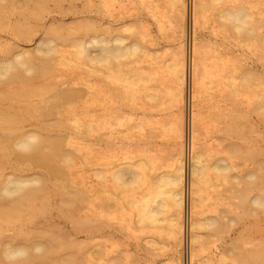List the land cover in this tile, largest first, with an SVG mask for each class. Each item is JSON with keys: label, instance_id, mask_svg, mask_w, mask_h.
Returning <instances> with one entry per match:
<instances>
[{"label": "rangeland", "instance_id": "rangeland-1", "mask_svg": "<svg viewBox=\"0 0 264 264\" xmlns=\"http://www.w3.org/2000/svg\"><path fill=\"white\" fill-rule=\"evenodd\" d=\"M13 1L16 4L12 7L0 1L6 24L0 29V51L12 54L33 50L47 30L62 28V34L67 35L85 23L94 25L92 29L97 32L109 31L112 35L120 32L136 38L146 35V45L156 50L157 57L151 67L157 69L159 75L150 86L158 92V98L156 101L132 98L120 82L106 77L107 72L92 70L83 64H59L56 60L52 76L55 85L43 78H33L29 83L0 84V110L22 115L21 129L28 132L45 125L39 118L24 112L25 101L51 98L56 89L71 87L82 92L84 99L63 111L64 124L52 126L51 130L55 136L70 141L64 146V153L72 156L68 162V178L79 189L90 191L93 184L100 191L93 176L95 167L106 162L137 160L143 152L152 155L160 169H166L176 151V139L170 130L174 110L168 93L170 79L168 73L163 72L176 51L177 42L170 0H153L157 6L156 17L141 0H109L107 8H103V0H59L58 4L52 0L40 4L38 0H27L28 11L23 14L25 26L30 31L25 33L16 32V25L24 22L21 8L25 0ZM192 1L187 0L185 25L189 74L193 44ZM236 2L252 9V16L258 23L257 33L264 34V0H228L226 5ZM217 11L208 10L199 18L196 42L208 63L216 62L218 66L213 70V83L207 81L199 104L198 139L200 147L210 153V159L227 156L228 149L234 147L236 152L228 156L236 165L233 175L239 180L229 186L209 174V181L202 186L200 211L204 216H218L223 226L216 232L200 230L202 238L196 264H264V207L257 208L250 203L252 196L264 195V109H260L264 102L259 103L264 100V48L254 36L224 30L217 21ZM59 47L66 56L74 52L70 42ZM248 73L251 74L249 81L243 82ZM229 76L234 77L237 95L228 94ZM188 89L190 91V84ZM15 96L20 98L19 102L11 103ZM189 106L187 110L190 111ZM103 112L112 126L100 130L99 134L79 133L68 119L69 115L77 113V118L85 122L100 117ZM1 142V174L37 170L16 162L10 142ZM252 173L262 179H249L247 176ZM59 185L51 180L48 182L47 212L15 227L4 225L0 229V243L5 246L10 238L18 242L27 237L42 241L41 235L45 237L52 232L56 243L51 256L35 260L33 264H67L65 260L70 257L76 264L184 263L188 252L180 260L166 226L144 228L135 222L134 216L115 204L123 193L116 191L113 195L112 190L98 193L95 203L80 204L71 216L60 193H56ZM108 205L110 208H106ZM231 218L233 223L229 222ZM147 240H154L155 245L146 244Z\"/></svg>", "mask_w": 264, "mask_h": 264}, {"label": "bare ground", "instance_id": "bare-ground-1", "mask_svg": "<svg viewBox=\"0 0 264 264\" xmlns=\"http://www.w3.org/2000/svg\"><path fill=\"white\" fill-rule=\"evenodd\" d=\"M0 1L7 2V7L16 4L13 0ZM43 1L38 0V3ZM52 1L58 4L59 0ZM141 1L150 13L154 11L152 15L156 17L155 2ZM227 1H192L193 44L189 74L185 47L187 0H170L175 14L174 28L177 42L176 51L163 72H167L170 79L168 93L174 107L170 130L176 139V151L166 169H160L153 156L143 152L137 160L106 162L99 168L95 167L93 176L96 178V184L100 186V191L93 184L90 186V191L79 189L68 178V162L72 156L64 153V146L70 141L55 136L51 130L52 126L61 127L64 124L63 111L73 104L80 103L84 99V94L69 87L56 89L52 94L53 97L44 98L43 101L42 97L38 101H25L24 112L30 117L39 118L45 125L43 128H35L28 132L21 129L22 115L0 110V151H2L1 141H8L13 147L16 162L37 169L33 173L18 172L6 175L0 173V229L4 225L15 227L17 224H23L25 220L33 221L43 215L48 206L50 180L60 184V190L56 193H60L63 204L69 209V213H72L71 216L80 204L95 203L98 193L105 194L112 190L113 195L117 192L124 194L119 202H114L123 211L134 216L138 225L151 229L162 225L168 228L180 260L185 252H188L183 259L184 263L180 261L179 264H196L202 238L200 230L216 232L223 226L218 216H204L200 211L202 186L209 181L210 175L229 186L239 180L238 176L233 175L236 165L228 156L236 152V149L230 147L227 156L210 159V153L200 147L198 139L199 104L207 89V81L213 83L215 77L213 70L218 66L216 62H212V65L208 63L205 53L196 42L201 13L218 10L217 21L224 30L234 31L238 35L244 34L246 37L254 36L264 48V34L257 33L258 23L253 18L252 9H248L244 4H237L238 2L227 6ZM103 3V8L109 6V0H103ZM28 7V1L25 0L21 8L22 14L28 11ZM2 10L0 6V29L6 25ZM24 14V22L16 25L17 33L30 31L25 26ZM262 24L264 25V20ZM92 28L94 25L92 27L89 23H85L76 27L75 32L67 35L62 34V28L49 29L38 39V44L33 50H19L12 54L1 50L0 84L14 85L18 81L29 83L33 78H43L55 85L52 76L58 60L59 64H83L92 70L107 72L106 77L120 82L125 93L130 94L132 98L140 97L156 101L158 92L152 89L150 83L158 79V70L151 67L157 56L156 50L146 45L148 42L144 38L146 35L140 38L126 36L121 32L112 35L109 31L97 32ZM68 42L74 52L66 56L59 46ZM250 75L248 73L243 77V82H248ZM226 83H228V94H239V91L234 89V77H227ZM19 99L15 96L10 101L19 102ZM263 102L264 100L261 99L259 103ZM189 104L190 111L187 110ZM260 109H264V105H261ZM106 115V112H103L100 117H92L81 122L77 118V113H72L68 119L74 123L77 132L91 135L99 134L100 130L112 126L110 121L106 120ZM53 118L57 120L54 121ZM30 134H36L40 138L39 144L30 152L17 151L16 144ZM187 151H189L188 166ZM247 177L262 179L257 173ZM250 203L257 208L264 207V195L252 196ZM108 207L109 205L106 206ZM69 213L67 212L70 216ZM229 222L233 223L234 219L231 218ZM40 238H43L42 241L37 242L29 237L18 242L10 238L5 246L0 243L3 246H0V254L7 247H22L31 252L35 245L42 244L46 248L43 255L30 254L17 264H33L35 260L49 258L56 238L53 237L52 232L45 237L41 235ZM146 244L153 246L155 241L147 240ZM65 262L76 264L72 257L67 258ZM0 264H8L3 260L2 255H0Z\"/></svg>", "mask_w": 264, "mask_h": 264}, {"label": "clouds", "instance_id": "clouds-1", "mask_svg": "<svg viewBox=\"0 0 264 264\" xmlns=\"http://www.w3.org/2000/svg\"><path fill=\"white\" fill-rule=\"evenodd\" d=\"M39 137L36 134H30L23 140L16 144L17 151L20 152H30L39 144ZM254 179V177H253ZM255 203V202H254ZM46 252V248L42 244L35 245L31 252L26 248H12L7 247L2 255L3 260L8 262V264H17V262L26 259L30 254L41 256Z\"/></svg>", "mask_w": 264, "mask_h": 264}]
</instances>
